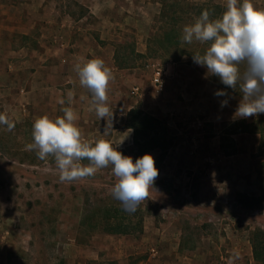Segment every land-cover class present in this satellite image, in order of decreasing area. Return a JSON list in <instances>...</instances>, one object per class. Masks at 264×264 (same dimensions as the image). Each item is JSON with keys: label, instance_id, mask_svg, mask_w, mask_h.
<instances>
[{"label": "rangeland", "instance_id": "1", "mask_svg": "<svg viewBox=\"0 0 264 264\" xmlns=\"http://www.w3.org/2000/svg\"><path fill=\"white\" fill-rule=\"evenodd\" d=\"M123 1L120 13L135 17L137 27L129 29L120 24L103 35L123 36L118 41V62L128 67L137 65L136 82L143 86L145 96L134 100L136 108L125 123L134 131H129L118 150L134 161L145 153L154 156L159 175L150 196L129 214L111 194L117 182L112 165L99 169L94 176L62 182L54 157L40 160L35 150H26L33 142L34 122L28 121L30 111H24L21 103L29 91L26 88L22 92L19 79L23 69L18 51L25 40L19 31L4 33L0 35V112H7L15 128L9 131L0 125V264H264L261 135L242 133L237 140L225 135L220 143L213 141L214 146H221L222 154H217L216 160L222 166L239 150L251 152L250 159H244L249 162L248 170L237 172L228 165L223 170L212 166L196 169L188 168L189 163L180 167L172 152L174 146L189 145L183 142L186 139L197 150L208 145L214 132L229 133L236 127L210 112L211 116L203 114L208 120L201 118V126L189 119L183 130L188 137H184L176 135L167 121L151 120L154 115L147 101L151 98V59L168 62L166 57L151 54V36L168 27L162 19L165 0H119L121 4ZM210 1L221 8L226 5V0ZM256 2L264 6V0ZM139 4L144 7L137 8ZM88 11L84 6L75 9V14L79 17ZM60 12L61 21L64 13H71L68 9ZM75 22L59 27L64 31L71 27L74 33L70 36H101L97 24H91L87 31L81 29L83 22ZM145 43L147 55L138 51ZM180 61L193 64L191 58ZM11 62L16 68L10 69ZM10 78L15 80L12 86ZM133 83L126 84L129 96ZM262 114L254 116L256 121ZM143 122L152 129L147 131ZM117 144L115 140L114 147ZM119 223L127 234L112 232Z\"/></svg>", "mask_w": 264, "mask_h": 264}, {"label": "crops", "instance_id": "2", "mask_svg": "<svg viewBox=\"0 0 264 264\" xmlns=\"http://www.w3.org/2000/svg\"><path fill=\"white\" fill-rule=\"evenodd\" d=\"M121 3L119 0H79V2L70 1L68 3L57 0H0V35L19 31L25 40L18 53L22 59L20 68L23 71L21 70L19 77L21 86H23L22 92L24 93L26 88L29 89L28 97L21 100L24 111L27 112L28 109L30 111L28 121L34 122L43 115L56 118L63 115V108L72 107L78 114V126L87 142L94 143L107 138L113 142L115 140L119 143L123 141V144L129 131H134L125 123L127 124L129 113L136 108L137 102L134 100L140 98L132 94V88L140 86L143 92L141 98L145 96L143 86L136 82L138 67H135L137 65L134 66V64L128 67L118 62L120 56L118 43L122 41L123 36L103 35V33L107 35L112 33L114 28L112 26L120 24L129 29L137 27L135 17L120 13L119 10L124 8V1L123 4ZM195 3L205 4L211 3V1L202 0V2ZM84 6L90 9V12L77 17L75 9ZM142 7L144 6L139 4L137 8ZM64 9L70 10L71 13H64L65 21H63L64 19L61 21L60 11H64ZM91 12L94 13L93 16L88 15ZM89 17H91L90 20ZM73 21H76V24L83 22L81 29L87 31L92 29L91 24H97L100 27L101 36H70L71 33H74L71 27L67 31L59 27L66 26ZM44 25L49 26L44 28ZM54 26H57V29ZM7 29L9 30L7 31ZM44 29H47L48 32H45ZM153 37L151 36V39ZM138 51L147 55V43L141 49L138 48ZM95 57L104 59L107 66L112 69L114 76L108 90V105L113 112V121L112 126L109 122L107 135L105 134L106 120L97 117L92 104V95L80 85L78 74L75 71L77 63L83 64L88 59ZM182 58L193 60V57L187 55ZM180 60H171L164 64L161 60L151 59V63L158 61L170 68V77L164 92H158L153 86L151 72V98L147 101L151 106V114L156 120L162 119L169 125H173L176 135L184 134V127L189 119L192 120V123L198 121V125L201 126L204 122L203 119L208 120V118L202 117L203 114L210 115V112L225 117L233 127H236L229 133L214 132L216 134L208 140V145H201L197 150L189 143V140L183 139V142L187 141L189 145L180 144L172 149L178 158L180 167L189 163L188 168L196 169L212 166V169L223 170L229 166L237 172L243 169L248 170L249 162H245L244 159L249 160L251 152L239 150L228 156L227 158L230 160H225L227 163L222 166V163L216 160L218 155L222 154H220L221 146L216 147L213 144V141L220 143L222 136L225 135H230L237 140V137L242 133H252L246 129L245 124L254 123L256 121L254 116L249 119H234V113L242 95L225 87L214 76H206V66H200L194 62L192 65L183 64V61ZM9 65L10 69L16 68L12 62ZM8 81L11 86L15 83L13 78ZM132 82L134 85L131 87L130 97L126 90V84ZM220 90H225L227 96L216 95ZM69 92L72 93L70 104L67 95ZM61 100L64 101L63 104L60 103ZM224 100H227V104L222 106ZM242 126L244 128L240 129L239 127ZM184 135V137H188L187 134Z\"/></svg>", "mask_w": 264, "mask_h": 264}, {"label": "clouds", "instance_id": "3", "mask_svg": "<svg viewBox=\"0 0 264 264\" xmlns=\"http://www.w3.org/2000/svg\"><path fill=\"white\" fill-rule=\"evenodd\" d=\"M206 8L191 24L183 27L181 43L207 44L203 54H193V62L206 66V76L219 77L229 88L238 89L242 99L234 113L235 118H249L264 113V6L256 0H226V10L218 18H210ZM75 71L79 83L92 95V104L98 118L106 120L105 134L113 112L108 105V90L114 79L112 69L104 59L95 57L83 64L77 63ZM69 104L72 93L68 94ZM227 96L225 90L216 93ZM60 103H64L63 100ZM227 100L222 102V106ZM63 115L51 118L38 117L33 124V142L26 150L36 151L40 160L54 157L62 182H73L94 176L101 168L112 165L117 182L111 189L114 199L129 214L150 196L159 175L155 158L145 153L135 161L118 150L122 142L100 139L87 142L78 126V114L72 107L62 109ZM0 125L7 130L15 128L7 112H0ZM88 163H84V161Z\"/></svg>", "mask_w": 264, "mask_h": 264}, {"label": "trees", "instance_id": "4", "mask_svg": "<svg viewBox=\"0 0 264 264\" xmlns=\"http://www.w3.org/2000/svg\"><path fill=\"white\" fill-rule=\"evenodd\" d=\"M206 8L210 11L211 14L210 18L212 19L220 17L222 13L226 10V8L224 7L221 8L219 6L208 3L197 4L191 2L190 0H165V2H163L162 19L167 21L166 24L168 27L162 28V31L156 33L154 37L151 39V54L155 55V57L158 56L160 58L166 57L168 61L180 60L185 55L193 57V54L197 52L203 54V52L206 50L208 46L207 44L181 43V37L183 34V27L185 25L193 23L195 19ZM214 78L218 80L221 84H223L220 81L219 77L214 76ZM224 86L227 87L226 85ZM229 89L237 94L242 95L238 89L235 90L232 88ZM151 120L156 121V119L153 116H151ZM245 125H246V129L249 130L250 132L260 134L261 141L264 142L263 114L262 117H260V119H257V121H255L254 123L245 124ZM142 126L147 131L150 130V128L152 129V125L150 126L149 123L143 122ZM138 133L139 132L137 130V135ZM136 138L138 139V136ZM111 230L113 233H118V232L123 234L128 233V230L123 227L122 223H119L115 229H111Z\"/></svg>", "mask_w": 264, "mask_h": 264}, {"label": "built area", "instance_id": "5", "mask_svg": "<svg viewBox=\"0 0 264 264\" xmlns=\"http://www.w3.org/2000/svg\"><path fill=\"white\" fill-rule=\"evenodd\" d=\"M152 69V84L159 92H164L167 89V83L170 77V68L168 65H164L161 62L155 61L151 63ZM132 94L138 97L143 95L142 88L140 86H134L132 88Z\"/></svg>", "mask_w": 264, "mask_h": 264}]
</instances>
